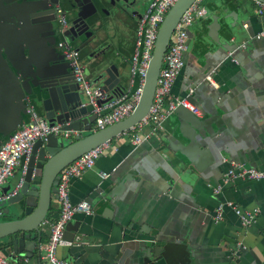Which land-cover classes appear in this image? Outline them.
<instances>
[{
    "label": "crops",
    "instance_id": "obj_1",
    "mask_svg": "<svg viewBox=\"0 0 264 264\" xmlns=\"http://www.w3.org/2000/svg\"><path fill=\"white\" fill-rule=\"evenodd\" d=\"M149 2L144 3L141 13ZM203 4L207 13L189 27L184 64L172 93L183 96L193 88L189 99L199 111L194 115L207 122V128L204 129L202 122L190 129L193 135L190 139L180 132L179 118L172 113L164 121L163 130L150 135L137 148L126 133L108 141L106 152L85 171L82 179L74 180L71 185L72 199L87 198L99 218L84 229L86 233L78 231L71 246L58 248V257L70 264H106L111 258L110 251L128 229L130 233L138 228L155 233L163 224L188 228L199 243L206 239L212 247L233 246L240 237L247 250L239 264H264V179L236 180L234 186L224 191L225 199L237 206H259L257 225L242 229L238 217L228 207L218 222L206 215L216 206L214 188L231 161L264 168V38H253L264 26V12L256 13L254 0H203ZM213 16L218 18V28L212 26ZM109 20L108 17L101 20L97 33L102 54L118 67L124 90L135 91L139 78L135 75L131 79L130 60L137 23L130 36L126 23L129 19H124V26L116 30L110 28ZM226 42L236 45L234 58L238 64L226 58L228 52L221 51L220 44ZM80 60L86 66L91 62V55L85 51ZM216 66L213 80L218 91L205 79V73ZM30 104L41 117L40 107L34 102ZM27 118L26 114L24 119ZM215 124L221 126L218 134L212 133ZM126 169L135 172L133 179L124 185L122 194L110 197L122 178L118 175ZM186 170L191 171L186 173ZM103 171L110 176L101 179L99 175ZM22 173L18 166L3 187L17 183ZM164 191L175 199L163 194ZM109 206L111 220L102 216ZM6 208L5 205L1 208L0 221L17 218L4 213ZM58 211L57 199H52L46 219H55ZM34 234L40 255L37 251L31 257L16 255L18 264H49L43 248L48 239L47 227L40 226V232ZM229 246L225 249L226 255L231 249ZM0 250L8 257L11 249L6 238L0 239ZM218 257L219 254L214 259Z\"/></svg>",
    "mask_w": 264,
    "mask_h": 264
},
{
    "label": "water",
    "instance_id": "obj_2",
    "mask_svg": "<svg viewBox=\"0 0 264 264\" xmlns=\"http://www.w3.org/2000/svg\"><path fill=\"white\" fill-rule=\"evenodd\" d=\"M194 1L176 0L166 12L158 28L140 97L133 111L114 124L94 130L93 122L96 114L93 112V105L76 81L72 69L69 71L64 55L58 54L52 45L43 55L36 51L32 43L33 37L21 25L18 17L23 0H0V144L3 138L8 137L22 124L27 114L28 102H34L40 107L41 117L49 125H60L59 133H48L33 143L22 177L17 183L2 189L4 193L12 192V195L0 202V208L5 205L7 208L4 213L17 216L13 220L0 221V239L6 238L7 246L11 249L7 259L16 261V255L31 257L35 251L40 255V245L36 243L34 233L40 232V225L47 216L51 200L57 199L60 170L86 151L119 136L147 114L170 35L181 15ZM58 2L59 0H56V3ZM98 2L109 3L117 11L134 15L144 0H98ZM87 6L92 8V13L96 11L93 0L76 1L74 8L76 16L70 22L72 27L86 23V17L92 14L83 13ZM137 16L139 18L141 14ZM212 26L219 27L217 16H213ZM253 38L262 39L255 38L254 35ZM216 42L220 43L219 40ZM220 45L224 54L228 52L226 58L238 64L234 58L236 45L229 42ZM213 69L212 76L217 72L218 66ZM83 72L89 85L99 86L107 93V97L97 101V104L104 103L124 90L120 83L118 67L107 57L92 59L84 66ZM214 89L218 91L219 87ZM173 113L179 118L180 132L193 139L190 129L197 128L203 121L182 106ZM205 123L207 122L202 123L204 129L208 125ZM215 126L216 129H212V133H220L221 126L217 124ZM65 131H68L69 135H64ZM85 132L89 133L84 135ZM146 140L148 138L140 144H133V147H139ZM179 162L184 165L181 159ZM190 171L186 170V173ZM84 173L80 178L70 181L69 196L72 203L86 200L92 212H76L65 226L63 237L71 242L70 246L78 231L86 233L84 229L91 227L99 218L94 214L93 206L87 198L75 200L71 197L73 181L82 179ZM134 173L133 170H123V174L118 175L122 178L110 192V197L122 194L124 185L133 179ZM99 176L101 179H106L110 173L103 171ZM221 179L217 183H220ZM234 183L235 181L224 186L219 194L213 193L217 203L210 213L207 212L208 219L213 221L218 205L227 200L224 191L234 186ZM162 193L175 199L170 193L165 191ZM106 210L108 211L102 216L111 220L112 207L109 206ZM260 211L259 208V213L250 226L241 228L248 229L257 225ZM127 232L124 233L121 242L110 251L111 258L106 264H230L234 257L236 258L233 264H239L240 261L237 259L239 254L232 253L238 247L239 237L233 246L228 245L231 249H228L226 255L225 249L228 247L226 244L212 247L206 239L199 243L188 228H172L163 224L155 233H150L149 229L139 228L135 229V232L130 233L129 229ZM217 254L220 255L218 260L214 259Z\"/></svg>",
    "mask_w": 264,
    "mask_h": 264
},
{
    "label": "built area",
    "instance_id": "obj_3",
    "mask_svg": "<svg viewBox=\"0 0 264 264\" xmlns=\"http://www.w3.org/2000/svg\"><path fill=\"white\" fill-rule=\"evenodd\" d=\"M175 1L150 0L147 8L138 18L134 48L130 60L131 79L137 75L139 87L135 91L123 90L104 103L97 104V101L105 99L107 93L99 86L89 85V81L83 72L84 66L80 60L78 50L73 48L64 37L58 40L57 47L69 61L76 81L79 82L88 101L93 105V112L96 114L93 122L94 130L114 124L127 117L133 111L140 97L158 28L166 12ZM254 4L257 8L256 13L261 15L264 12V1L254 0ZM206 13L207 10L203 4V0H195L176 23L162 60L149 110L138 123L123 132L129 136L133 144H140L150 135L163 130L164 121L180 106L193 114H199L197 107L189 99L193 89H189L188 93L184 96H175L172 93V86L184 64L183 58L187 50L189 27L196 19L204 17ZM56 14L62 31L66 22L61 7H57ZM243 25L247 26L246 23ZM254 37L264 38V26ZM213 73L214 69L210 70L206 74L205 79L212 86L217 87L216 82L213 80ZM27 115V120L24 119L22 124L0 144V202L12 195V192H2L3 186L13 176L18 166L21 167L22 172L25 171L33 143L48 133L60 132V125H49L47 121L36 114L29 102L27 105ZM64 135H69V132L65 131ZM107 148L108 142L93 147L60 170L57 184L58 215L53 220L45 218L40 225L48 229V239L43 248L44 258L49 264H70L66 259L60 258L57 255V250L60 246L71 244L70 241L63 237L65 226L76 212H92L91 206L86 200H81L77 203L71 202L69 196L70 181L74 178H80L86 170L92 168L95 161L106 152ZM263 179L264 168L246 166L245 164L231 161L221 182L214 188V192H221L224 186L236 180L257 181ZM225 207L234 211L242 228L250 226L254 222L255 216L259 213V207L257 206L242 208L234 202L226 200L218 205L213 216L214 222L222 219ZM238 245H240V242H238ZM0 264L18 263L17 261L7 259L0 250Z\"/></svg>",
    "mask_w": 264,
    "mask_h": 264
},
{
    "label": "flooded vegetation",
    "instance_id": "obj_4",
    "mask_svg": "<svg viewBox=\"0 0 264 264\" xmlns=\"http://www.w3.org/2000/svg\"><path fill=\"white\" fill-rule=\"evenodd\" d=\"M76 1L77 0H59V2L56 3V0H23L20 9L21 12L18 14V17L20 18L21 25L33 37V46L41 55L48 52L51 45L56 49L58 54H62L61 50L57 47V42L64 37L73 48H79L77 49L79 56L81 53L88 51V55H91V61L92 59L95 60L100 57H105L102 54L103 50L97 39V33L101 27V20L108 17L111 23L110 28L116 30L124 26V19H129L126 23L129 27V35L132 36L138 21L137 15L142 14L141 9L144 3L149 0H144L142 6L138 8V12L134 15H127L121 11H117L111 7L109 3L102 4L99 3L98 0H93L96 11L92 13V8L87 6L83 13L85 15L92 14L86 17V23L77 27H72L70 22L72 18L76 16V10L74 9L76 8ZM58 6L62 8L65 15L66 23L62 31L56 14ZM37 8H41V10H37ZM87 26L88 28L86 29ZM64 61L69 71H71V65L65 56ZM239 242L240 245H238L232 253L239 254L237 259L241 260L245 256L243 252L247 250V247L244 246V242L241 238ZM235 258L236 257L231 260L230 264H233Z\"/></svg>",
    "mask_w": 264,
    "mask_h": 264
},
{
    "label": "rangeland",
    "instance_id": "obj_5",
    "mask_svg": "<svg viewBox=\"0 0 264 264\" xmlns=\"http://www.w3.org/2000/svg\"><path fill=\"white\" fill-rule=\"evenodd\" d=\"M89 132H85V134L84 135H86V134H88Z\"/></svg>",
    "mask_w": 264,
    "mask_h": 264
},
{
    "label": "trees",
    "instance_id": "obj_6",
    "mask_svg": "<svg viewBox=\"0 0 264 264\" xmlns=\"http://www.w3.org/2000/svg\"><path fill=\"white\" fill-rule=\"evenodd\" d=\"M4 139H6V137H5V138H3V140H4Z\"/></svg>",
    "mask_w": 264,
    "mask_h": 264
}]
</instances>
